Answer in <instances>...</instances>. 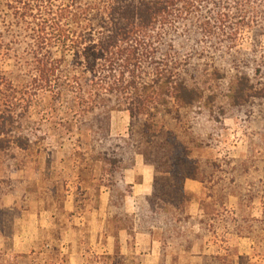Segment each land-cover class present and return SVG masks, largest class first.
I'll use <instances>...</instances> for the list:
<instances>
[{"label":"rangeland","instance_id":"rangeland-1","mask_svg":"<svg viewBox=\"0 0 264 264\" xmlns=\"http://www.w3.org/2000/svg\"><path fill=\"white\" fill-rule=\"evenodd\" d=\"M196 39L189 32L184 38L169 36L186 62L178 77L201 93L199 102L179 109L177 117L170 106L172 115L157 116L153 123L131 121L122 105L111 102L74 126L73 135L57 124L63 109L45 122L40 121L43 112L32 109L20 121L14 131L34 144L27 151L0 152V264H141L133 253L120 254L117 237L106 238L130 223L118 191L107 201L101 188L103 180L109 184L111 161H120L115 167L128 166L138 152L159 169L165 158L183 162L184 174L203 182L201 195L186 200L200 199L209 218L200 220L207 221L206 230L232 248L235 234L248 237L240 246L247 255L239 256L237 264H264V227L252 222L262 220L264 202V20L231 49ZM24 46L12 48L20 53ZM7 56H0V72L12 78L20 73L13 54ZM239 81L248 89L235 103ZM1 100L0 94V112ZM175 180L179 185L182 176ZM168 190L161 185L155 204L164 205L161 198L181 199L178 186ZM178 208L170 206V213L182 215L183 205Z\"/></svg>","mask_w":264,"mask_h":264},{"label":"trees","instance_id":"trees-1","mask_svg":"<svg viewBox=\"0 0 264 264\" xmlns=\"http://www.w3.org/2000/svg\"><path fill=\"white\" fill-rule=\"evenodd\" d=\"M263 20L264 0H0V56L8 58L12 53L20 73L5 78L0 72L4 107L0 112V152L12 148L27 151L34 144L14 131L21 120L30 117L32 109L43 112V122L57 117L56 109L65 110L57 124L66 125L68 135H73L74 126L81 125L88 115L111 102L122 105L131 121L145 118L153 123L157 116L172 115L170 106L176 108L177 117L179 109L196 105L201 93L178 77L186 62L169 43V36L184 38L189 32L199 44L231 49ZM20 43L25 46L17 53L12 47ZM247 89L239 81L233 101L240 103ZM137 154L155 171L149 207L145 205L140 213L158 222L183 220L189 202L183 182L196 178L184 174L183 162L165 158L166 164L159 169L143 152ZM116 163L119 165V161L110 163L109 185L119 169ZM179 175L182 181L178 185L175 179ZM162 184L169 194L178 186L181 199L172 197L164 202L161 198L164 205L155 204ZM253 199L249 196L250 203ZM175 205H183L182 215L170 213L169 207ZM262 211V220L252 222L264 227V202ZM219 261L225 264L226 258Z\"/></svg>","mask_w":264,"mask_h":264},{"label":"crops","instance_id":"crops-1","mask_svg":"<svg viewBox=\"0 0 264 264\" xmlns=\"http://www.w3.org/2000/svg\"><path fill=\"white\" fill-rule=\"evenodd\" d=\"M154 177V168L145 163L142 155L133 154L130 164L114 173L111 185H106L103 180L101 188L108 197L107 201L113 199L116 189L120 195V206L129 218V226L120 227L117 236L106 235L107 239L117 237L121 255L133 253L141 259V264H221L219 258H226V264H237L239 256L247 255V252H240V246L248 237L235 234L237 241L232 248L229 242H218L220 239H215L217 234L206 230L207 221L202 224L201 219L207 217L200 199L187 203L181 221L166 218L158 222L141 214L140 210L145 205L149 207L147 200L153 195ZM182 187L185 194L193 197H199L203 189L200 182L189 179L183 182ZM2 206L3 199L0 198V210Z\"/></svg>","mask_w":264,"mask_h":264}]
</instances>
